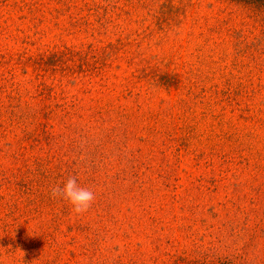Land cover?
Here are the masks:
<instances>
[{
	"label": "rangeland",
	"instance_id": "rangeland-1",
	"mask_svg": "<svg viewBox=\"0 0 264 264\" xmlns=\"http://www.w3.org/2000/svg\"><path fill=\"white\" fill-rule=\"evenodd\" d=\"M31 2L0 0V77L61 86L84 105L114 101L131 117L55 121L46 134L29 127L30 140L22 127L0 132V264H264V9L76 0L88 5L71 21L32 15ZM71 50L91 52L90 64ZM52 54L60 61L37 70ZM90 173L132 228H99L62 198L50 205L53 187ZM86 223L99 237L81 235Z\"/></svg>",
	"mask_w": 264,
	"mask_h": 264
},
{
	"label": "trees",
	"instance_id": "trees-1",
	"mask_svg": "<svg viewBox=\"0 0 264 264\" xmlns=\"http://www.w3.org/2000/svg\"><path fill=\"white\" fill-rule=\"evenodd\" d=\"M229 1L258 9H264V0ZM87 5V3H85L82 7L81 5H76V0H46V2L42 0H33V2L28 3V7L30 8V13L32 15L44 13L47 10L50 12V14H55L57 17L68 16L71 21H76L78 18L82 19L79 15L84 12L85 8H87ZM46 6H53V8L51 9L50 7L48 10ZM68 53L71 56V60H73L75 57L79 58L80 66L83 67L90 64L89 58L91 52H86L83 54L81 52H74L71 50L68 51ZM96 56L97 55H93L91 58L95 59ZM59 58L60 57L57 54H52L49 57L40 55V57L34 59V64L37 70L43 71L44 66H55V64L60 61ZM45 72L46 70H44V73ZM37 77L39 76L37 75ZM159 81L162 82V85H169L166 82L161 80ZM30 83L33 84L32 81H30ZM88 93L92 94L91 90L88 91ZM107 115L110 116V119L119 122L120 124H123L124 121L129 122L131 117V113L129 111L122 108L121 106H118V104L114 103V101L104 102V100L91 99L87 104L84 105L82 101L76 98L67 97L64 88L61 86L53 84L46 85L45 82H41L40 84L28 88L21 86L20 84H16L12 76L9 78L2 76L0 77V132L22 127L25 133L24 137L30 140L31 137H28L29 132H26L28 131L29 127H42L44 128L43 133L46 134L48 133L47 129L50 128L49 123L54 124L55 121L58 123V125L66 127V125H68L74 117H77L79 119L86 120L88 125H91L92 123H99L100 121L105 123L107 120H110L107 118ZM86 125L87 124H85V126ZM33 141L35 142L36 140L33 139ZM40 170L41 169L39 168L38 171ZM47 173L48 171L42 172V180L44 179V176L47 175ZM95 173L87 174L86 181L81 182V187L87 188L89 190L91 189L95 196V199L89 208L91 214L93 212L97 214L98 219L95 222V226L103 229H107L109 226L113 225H116L114 227L128 226L129 228H132L133 225L130 221L129 223H126L124 219L120 220L114 214V206L111 204L108 193L105 192L108 188V184L106 182L101 183L98 181L95 177ZM38 175H40V173ZM125 176V182L129 181V184L132 185V187L129 189H135L137 182L129 179L132 177L126 179L127 175L125 174ZM48 199L51 201L50 205H52L54 203L53 201H55V198H53L51 195L48 197ZM77 229L81 231V235L90 237H99V234L101 233L99 229L94 228V226L88 223H86L84 226H78ZM205 263L185 262L184 259L179 257L175 260L169 259L167 264ZM113 264L149 263H147L146 260L140 261L135 258H130L127 261H114ZM152 264H157V262H152Z\"/></svg>",
	"mask_w": 264,
	"mask_h": 264
},
{
	"label": "clouds",
	"instance_id": "clouds-1",
	"mask_svg": "<svg viewBox=\"0 0 264 264\" xmlns=\"http://www.w3.org/2000/svg\"><path fill=\"white\" fill-rule=\"evenodd\" d=\"M53 198H62L72 205V212L76 215L83 214L89 210L95 199L94 193L77 184L75 178L70 177L63 187L55 186L51 189Z\"/></svg>",
	"mask_w": 264,
	"mask_h": 264
}]
</instances>
